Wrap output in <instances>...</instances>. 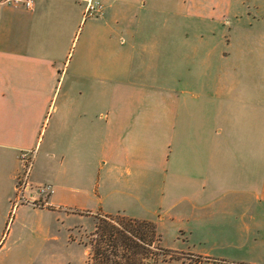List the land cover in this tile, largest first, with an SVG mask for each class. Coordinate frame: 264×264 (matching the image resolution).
<instances>
[{
	"label": "crops",
	"instance_id": "1",
	"mask_svg": "<svg viewBox=\"0 0 264 264\" xmlns=\"http://www.w3.org/2000/svg\"><path fill=\"white\" fill-rule=\"evenodd\" d=\"M93 1L90 17L87 0H0V230L16 227L0 264H38L79 213L194 240L160 264H264V0ZM192 20L229 39L227 62L198 49L209 77L171 86V38ZM24 152L47 208L12 210Z\"/></svg>",
	"mask_w": 264,
	"mask_h": 264
},
{
	"label": "rangeland",
	"instance_id": "2",
	"mask_svg": "<svg viewBox=\"0 0 264 264\" xmlns=\"http://www.w3.org/2000/svg\"><path fill=\"white\" fill-rule=\"evenodd\" d=\"M163 22V20H161ZM187 30H184L183 35H180V31H177V35L174 34L171 38L172 42V50L166 54V59L171 56V66L170 68H165L168 71V74L164 71L166 78L170 79L169 85L171 86H179V80H181V84L184 81L189 80V78H200V77H209L211 72V64L205 62V59H201V55L199 54L203 50L207 51V49H211L215 46L216 54L220 52V64L227 62L228 50H229V39L228 38H220L213 39L208 37L207 35L203 38L200 35L203 33V25L198 22L190 21ZM223 27V26H222ZM176 28V27H174ZM199 36V37H198ZM185 44L187 46L182 48L181 45ZM212 51V49H211ZM210 62V61H209ZM176 84V85H175ZM32 179V169L30 179L28 180L31 190L26 193V198L29 199L31 197L39 198L40 196L37 193V188L40 186H52L49 183H41V184H33L31 182ZM16 180V179H15ZM53 187V186H52ZM14 196L12 197V210L14 211L20 205H27L26 203L18 204L15 209H13ZM47 204L49 207V203L47 200ZM32 207L30 205H27ZM33 208H42V207H33ZM47 208V207H46ZM70 213L67 211V214ZM64 213L59 215V218H64ZM81 216H87L84 224H77V226H73V222L75 221L73 217L68 219H64L62 223L58 225V239L51 241L45 248L42 259L38 262V264H88V248L85 244L81 243V240H88L87 235L92 232L96 225V216L87 215L85 213H79ZM14 214L9 215L7 220L4 222L3 227L0 230V233L4 234L3 241L6 237H12L15 225L13 226V217ZM77 222V221H75ZM100 222V221H99ZM98 222V223H99ZM256 222L259 225H264V215H261L256 218ZM7 223V225H6ZM13 226V228H11ZM11 228V232L9 229ZM174 227L170 224H161L159 229V234L161 235V242L164 248L168 249H185L186 247L194 245V240H189L190 242H186L183 238H175ZM10 240V238L8 239ZM2 241V242H3ZM183 241V242H182ZM202 249H205L207 246H211V243L208 245L201 244ZM201 246L197 245L194 251H197L201 248ZM173 254V259H169V261H186L184 252H171ZM200 260L194 259V262L198 264ZM164 264V263H163Z\"/></svg>",
	"mask_w": 264,
	"mask_h": 264
},
{
	"label": "trees",
	"instance_id": "3",
	"mask_svg": "<svg viewBox=\"0 0 264 264\" xmlns=\"http://www.w3.org/2000/svg\"><path fill=\"white\" fill-rule=\"evenodd\" d=\"M96 220L88 241L81 240L88 248V264H160L173 259L152 222L123 215H100Z\"/></svg>",
	"mask_w": 264,
	"mask_h": 264
},
{
	"label": "built area",
	"instance_id": "4",
	"mask_svg": "<svg viewBox=\"0 0 264 264\" xmlns=\"http://www.w3.org/2000/svg\"><path fill=\"white\" fill-rule=\"evenodd\" d=\"M37 0H8V2H14L25 9H33L34 4ZM102 6L100 3H96L93 0H87L85 7L86 16H97L101 12ZM34 152L28 153L24 152L19 155V158L22 161V171L15 180V198L13 202V209L16 208L18 204L26 203L32 207H48L47 198L54 193L52 186H40L37 188V193L40 196L39 198L31 197L26 198V193L30 192L31 186L28 182L31 175L32 164H34Z\"/></svg>",
	"mask_w": 264,
	"mask_h": 264
}]
</instances>
